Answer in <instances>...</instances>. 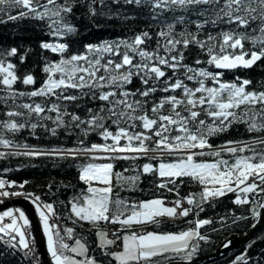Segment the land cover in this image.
Wrapping results in <instances>:
<instances>
[{"label":"snow or ice","instance_id":"snow-or-ice-1","mask_svg":"<svg viewBox=\"0 0 264 264\" xmlns=\"http://www.w3.org/2000/svg\"><path fill=\"white\" fill-rule=\"evenodd\" d=\"M140 18L151 27L129 28L130 35L88 43L82 52L72 49L84 30L129 25ZM20 21L37 26L39 52L31 47H0V91L4 93L0 102L6 109L5 119L0 120V160L87 161L79 169V180L86 187L73 190L67 217L58 215L55 203L24 191L30 181L0 175V204L16 197L31 200L52 264H195L201 243H211L210 235L200 229L214 224L199 215L205 204L228 193L236 194L233 203L247 208L249 215L227 213L220 219L222 227H228L229 219L234 224L251 219L253 229L264 221V135L215 147L210 143L234 124L245 125L250 133H264V90H250V79H224L225 71L264 64V0H0V24ZM192 25L197 31H191ZM210 26L229 30L202 40L201 31ZM247 40L250 50L245 47ZM193 49L208 58L189 62ZM45 53L59 59H49ZM30 55L38 57L35 63L42 65L45 78L38 88L19 91L18 82L37 83L34 69L27 68ZM21 98L31 102L18 103ZM26 128L33 134L42 128L52 136L61 130L69 136L75 133L77 143L40 149L8 138L7 134L15 136ZM92 134L103 143L88 142ZM141 158L157 160L158 166L144 163L137 175L128 177L114 172L116 161ZM15 170L5 168L4 173ZM157 173L164 179L156 187L174 194L175 200L166 203L156 197L129 202L113 193V176L118 185L124 181L134 187L140 175ZM186 182L203 190L181 197ZM48 189L51 193V184ZM190 213L197 219L187 230H137L160 227L162 221L175 223ZM57 219L76 227L62 228ZM84 223L92 226L97 238L94 248L86 237L77 236V228L85 230ZM102 225L115 229L113 238H108ZM30 227L24 210L0 211V242L42 264ZM257 241L264 243V235L250 239L232 264H264V248L257 250ZM230 244L229 240L223 247Z\"/></svg>","mask_w":264,"mask_h":264},{"label":"trees","instance_id":"trees-1","mask_svg":"<svg viewBox=\"0 0 264 264\" xmlns=\"http://www.w3.org/2000/svg\"><path fill=\"white\" fill-rule=\"evenodd\" d=\"M36 25L29 21H20L18 24L9 23L7 25L0 24V47L8 46H18L21 48L31 47L37 53L39 52L37 44L41 38V33L36 29ZM151 27L143 18L137 19L134 22H130L129 25H120L119 23L106 26L104 30H84L83 35H81L76 42L72 45L74 52H82L84 45L88 43L99 44L103 40H113L122 36L130 35L129 28H134L137 31L141 28ZM253 28H258V25L253 24ZM123 29V30H122ZM182 30L178 26V31ZM228 27H223L217 29L215 27H208L207 30L201 31L200 38L202 40L207 38V35L218 36L221 31H228ZM234 30V28H233ZM191 31H197L195 25L191 26ZM243 31V30H241ZM248 35L251 37L253 33L251 29L248 30ZM259 35V31L255 33ZM245 47L247 49L252 48L250 40L245 42ZM258 50V46H257ZM194 57L189 59V62L195 57H198L202 60L207 59L208 57L200 53L198 50L193 49ZM49 59H59L58 55L45 53ZM37 56H29L27 61V68L34 69L33 74L37 78V83L35 86H25L22 83L18 82L16 85L17 90L19 91H31L33 88H38L45 78V74L42 72V65L37 67L35 61ZM241 79H250L252 80V86L250 90L255 88V90H264L261 87V83L264 82V64H259L253 69H240L236 71H225L224 79L227 81H234L236 77ZM192 86V85H190ZM136 87H139V84H136ZM4 93L0 91V96H3ZM31 102L28 98H21L18 103H27ZM36 102H41L40 98L36 99ZM6 111L2 102H0V120L5 119L3 113ZM33 123L36 122L35 117H33ZM48 126L52 127L53 125L48 122ZM113 131L115 129L113 128ZM8 138L14 139L19 143H28L33 147L40 149H50L55 147H74L77 143L76 134L73 133L69 136L64 131H60L57 136H52L50 133L44 131L42 128H37L33 134L30 128H26L19 133L12 136L7 134ZM264 133H250L247 131V128L243 124H234L227 133L221 134L217 137H212L210 143L213 146L223 145L228 140H252L257 138ZM38 137V139H37ZM88 142L91 143H103V140L96 134H92L86 138ZM228 158V157H225ZM87 161L83 160H58V159H46V158H16L13 157L9 160H0V175H4V178L9 180H16L17 182H23L24 180L30 181V185L26 186L24 191L26 192H36L41 196V200L48 203H55L57 213L61 217H67L69 215V205L68 201L70 197L74 194V189L79 191L82 188H85L86 185L79 180V169L80 165L86 163ZM105 162V161H98ZM152 162L155 166H158L157 160L149 161L148 159L141 158L135 161H125L118 160L115 162L114 172L123 173L125 177L137 175V169L142 170L144 163ZM5 168L16 169L15 171L4 173ZM127 169V171H125ZM164 178H160L158 173L156 175L144 174L140 175L139 182L133 187L124 181H121L120 184H117L116 177L113 176V193L119 194L121 198L126 199L129 202L132 201H142L146 199H152L156 197H162L166 201H173L176 199V196L172 193H167L165 190L159 189L156 186L162 182ZM52 185L51 193H49L48 185ZM67 186V187H65ZM202 186L195 183H185L184 186L180 188V196L184 197L189 193L199 194L202 191ZM236 198V194L228 193L226 196L218 198L211 202V204L204 205V211L200 213L199 219H212L214 224L212 226H204L200 229L201 234H208L211 238V243H201L200 250L197 252L196 256L208 254L214 251L222 241L233 233H245L251 227V219L244 221L241 220L237 223H232L229 219V224L227 228H224L220 224L221 217L225 216L227 213L234 212L237 216L249 215L247 208L236 205L233 201ZM188 206L187 204H185ZM195 211V209H194ZM197 217L190 213L189 217L182 220H178L175 223H170L162 221L160 227H155L149 225L145 229H137L138 231H181L187 230L189 227H194V221ZM192 221L193 223H189ZM56 223H62L63 227H76L70 221L66 223L63 219H57ZM84 231H81L80 228H77V236L86 237V242L90 245L91 248L95 247L97 238L95 237L92 226L88 223L82 225ZM102 227L112 234L115 231L110 225H102ZM213 228L217 231H213ZM30 230V229H29ZM264 235V230L259 232L252 239H257V237ZM113 238V237H112ZM69 244H73L74 240H68ZM249 242V241H248ZM247 242V243H248ZM119 243V242H118ZM243 244L238 247L236 250L225 254L219 258L207 260L199 264H232V260L236 255H239L245 248ZM264 248V243L257 241L256 249ZM37 257L39 259L38 253ZM96 254L99 256V250H96ZM0 264H35V261L27 259L24 257L21 250L12 252L9 250L3 242H0ZM160 264H164L163 261Z\"/></svg>","mask_w":264,"mask_h":264},{"label":"water","instance_id":"water-1","mask_svg":"<svg viewBox=\"0 0 264 264\" xmlns=\"http://www.w3.org/2000/svg\"><path fill=\"white\" fill-rule=\"evenodd\" d=\"M6 207H18L25 211L31 221V231L33 236L35 237L36 249L40 254L42 264H52L50 254L47 251V238L43 231V225L39 219V214L36 211L35 206L31 203V200L26 197H16L5 200L3 204H0V211L5 210ZM263 229L264 221H261L260 223H257L255 229L251 227L245 233H234L230 235L224 241H222V243L211 253L194 257L195 264L219 258L236 250L241 245L247 243ZM229 240L231 241V244L228 247H223V245Z\"/></svg>","mask_w":264,"mask_h":264},{"label":"bare ground","instance_id":"bare-ground-1","mask_svg":"<svg viewBox=\"0 0 264 264\" xmlns=\"http://www.w3.org/2000/svg\"><path fill=\"white\" fill-rule=\"evenodd\" d=\"M59 224H60L61 226L63 225V224L60 223V222H59ZM263 230H264V229H263ZM263 230H262V231H263ZM260 232H261V231H260ZM258 233H259V232H258ZM258 233H257V234H258ZM233 234H234V233H233ZM257 234H256V235H257ZM231 235H232V234H231ZM256 235H255V236H256ZM229 236H230V235H229ZM229 236H228V237H229ZM255 236H254V237H255ZM225 239H226V238H225ZM225 239H224V240H225ZM224 240H223V241H224ZM203 255H204V254H203ZM199 256H200V255H199Z\"/></svg>","mask_w":264,"mask_h":264},{"label":"rangeland","instance_id":"rangeland-1","mask_svg":"<svg viewBox=\"0 0 264 264\" xmlns=\"http://www.w3.org/2000/svg\"><path fill=\"white\" fill-rule=\"evenodd\" d=\"M94 186H99V185H96V184H94ZM166 201V200H165ZM168 201H166V203H167ZM168 206H172L171 204H168ZM74 243V242H73Z\"/></svg>","mask_w":264,"mask_h":264}]
</instances>
